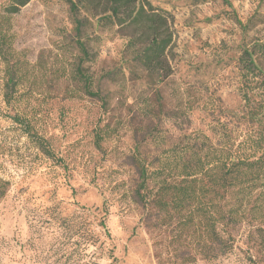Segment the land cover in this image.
<instances>
[{"label":"rangeland","instance_id":"1","mask_svg":"<svg viewBox=\"0 0 264 264\" xmlns=\"http://www.w3.org/2000/svg\"><path fill=\"white\" fill-rule=\"evenodd\" d=\"M147 1L168 17L171 75L135 66L114 28H88L92 60L82 67L94 97L76 74L66 0H32L12 17L22 76L7 87L0 58V179L9 184L0 264H264L258 212L235 227L226 255L207 261L197 254L202 225L184 229L186 211L165 218L136 195L170 151L235 152L264 130V120L247 122L264 117V0ZM245 50L260 71L248 70Z\"/></svg>","mask_w":264,"mask_h":264},{"label":"trees","instance_id":"2","mask_svg":"<svg viewBox=\"0 0 264 264\" xmlns=\"http://www.w3.org/2000/svg\"><path fill=\"white\" fill-rule=\"evenodd\" d=\"M31 1L5 0L0 4V58L7 74L6 86L11 89L17 87L22 76L19 75V61L14 57L11 19ZM66 3L75 37L80 40H76L81 55L76 74L83 82L86 95L97 96L90 91L91 79L82 67L83 62L92 60L81 41L88 28H114L126 39L125 50L135 66L160 81L171 75L168 50L172 35L168 17L149 1L66 0ZM257 47L264 49V44ZM243 53L247 57L248 70L260 71L252 52L245 50ZM112 75L107 74V79L111 80ZM259 114L252 115L248 124L264 120ZM170 152L158 159L156 169L143 174L136 195L142 204L154 206L165 218L171 212L186 211L181 224L184 229L192 228L193 233H198L195 227L202 225L205 243L197 253L201 258L212 261L226 255L232 248L233 230L248 214L258 212L259 222L264 224V130L253 129L235 152L226 148L214 152L201 148ZM149 178L158 179L150 191ZM8 185L0 179V201ZM219 224H222L220 232L217 230Z\"/></svg>","mask_w":264,"mask_h":264}]
</instances>
